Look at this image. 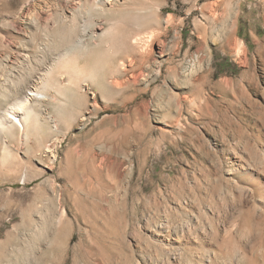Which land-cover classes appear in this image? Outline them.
Returning a JSON list of instances; mask_svg holds the SVG:
<instances>
[{"label":"rangeland","instance_id":"374dc122","mask_svg":"<svg viewBox=\"0 0 264 264\" xmlns=\"http://www.w3.org/2000/svg\"><path fill=\"white\" fill-rule=\"evenodd\" d=\"M28 91L0 264H264V0H0V117Z\"/></svg>","mask_w":264,"mask_h":264},{"label":"bare ground","instance_id":"6f19581e","mask_svg":"<svg viewBox=\"0 0 264 264\" xmlns=\"http://www.w3.org/2000/svg\"><path fill=\"white\" fill-rule=\"evenodd\" d=\"M88 27H92L93 26V22L91 20H88L87 22ZM107 33H104L103 35L99 36L98 38V43H96L94 48H91V46H82L80 44L76 45L75 47H73V56H98V54H100L101 51V45L103 44V42L105 41V37H106ZM137 37V36H136ZM153 38V35L150 33L149 36L146 37V39L149 41H151L150 39ZM144 39V38H143ZM154 39V38H153ZM152 39V40H153ZM138 41H140V38H132L131 40V44L136 45L138 43ZM161 50V49H159ZM160 53V52H159ZM62 62V61H61ZM137 61L135 60L134 63H136ZM59 69L62 70L63 72L69 73L70 76L72 77H82L83 72L80 71L77 74L75 73V67H76V61H67V62H62L58 65ZM74 72L75 74H71V72ZM44 76V75H43ZM46 77V76H45ZM88 78V77H87ZM41 79V78H40ZM78 79V78H77ZM48 83L50 84V82L48 81L46 83V81L44 82V86H47ZM38 88V86H37ZM45 89L47 87H44ZM37 90V89H36ZM61 93V95H65V92L63 90L59 91ZM29 93V91L27 92ZM36 100V97H41V98H45V94H43L40 91H36L34 93H29L26 94L24 97H20L19 99H17V101H14L15 103L13 104L14 107L11 108V110L6 111V115L7 116H2L0 117V134L6 133L8 135L12 134L13 129L16 128V130L21 131L23 130L26 126H28L34 119V110L33 107L30 103V97ZM18 98V97H17ZM37 101V100H36ZM34 125V124H32Z\"/></svg>","mask_w":264,"mask_h":264}]
</instances>
